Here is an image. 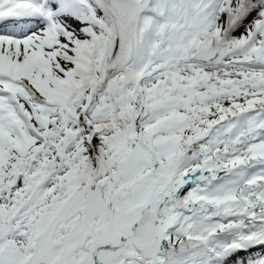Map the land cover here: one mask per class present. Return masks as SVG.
Here are the masks:
<instances>
[{
	"label": "snow or ice",
	"instance_id": "6c2138e0",
	"mask_svg": "<svg viewBox=\"0 0 264 264\" xmlns=\"http://www.w3.org/2000/svg\"><path fill=\"white\" fill-rule=\"evenodd\" d=\"M0 264H264V0H0Z\"/></svg>",
	"mask_w": 264,
	"mask_h": 264
}]
</instances>
